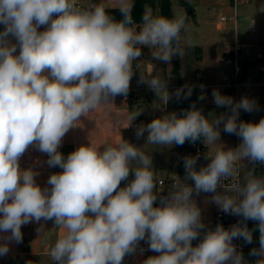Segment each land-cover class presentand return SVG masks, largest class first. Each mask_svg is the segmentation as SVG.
I'll use <instances>...</instances> for the list:
<instances>
[{"label":"clouds","instance_id":"9594fccd","mask_svg":"<svg viewBox=\"0 0 264 264\" xmlns=\"http://www.w3.org/2000/svg\"><path fill=\"white\" fill-rule=\"evenodd\" d=\"M116 6L120 21L109 15L104 3L92 0H0V24L5 26L0 31V233H10L6 239L19 243L22 225L53 221L62 229L50 250L58 264H122L146 234L150 249L160 254L143 264H244L232 241L252 243L246 223L228 230L217 225L192 245L205 227L193 192L214 193L211 199L223 212L258 222L260 247L250 254L258 257L255 264H264V176L250 170L238 178L245 158L264 164V118L258 123L238 120L241 109L257 110L254 100L234 102L214 90V103L228 107L230 115L209 120L193 104L182 115L172 112L138 127L137 138L147 131L148 145H183L203 138L210 148L220 144L221 124L226 133L242 138L236 149L225 150L220 144L214 153L209 151L211 162L199 170L198 156L185 157L186 179L194 181V188L175 180L159 207L153 206L157 184L151 157L122 137L103 150L90 140L66 159L58 151L82 116L113 104L118 95L127 96L141 46L166 63L186 54L181 46V34L188 29L186 14L167 18L154 15L146 5L143 23L137 26L133 0H116ZM41 26L46 30L38 31ZM155 71V65L146 62L140 82L166 104L167 81L153 75ZM182 91H176L178 99ZM191 92L188 87L185 98ZM139 114L128 113L127 126ZM30 145L48 155L50 167L63 169L49 177L50 187L41 188L35 180L38 173L19 166ZM130 172L134 179L119 187ZM8 251L7 243L0 244V256Z\"/></svg>","mask_w":264,"mask_h":264},{"label":"rangeland","instance_id":"374dc122","mask_svg":"<svg viewBox=\"0 0 264 264\" xmlns=\"http://www.w3.org/2000/svg\"><path fill=\"white\" fill-rule=\"evenodd\" d=\"M83 1L86 2V0ZM170 1L172 2L174 13H183L187 17L191 10L195 8V17L188 24L187 31L181 34V45L185 49L186 54L183 57L175 55L170 62L166 63L154 59L152 50L148 46H141L142 56L136 60V64H133L134 75L130 81V87H135V89H129L126 97L122 95L117 97L124 99L133 111H140L138 116L142 121L146 120L143 123L146 126L152 120L162 118L172 112L179 115L178 104L175 99L176 90L179 88H182L185 94L188 87L192 88L191 95L187 96L188 106L191 108L194 104L207 119L211 120L221 114L230 115L228 107H218L214 103L212 93L216 90L221 95L231 96L234 102H239L242 97L254 100L257 104V110L246 112L241 109L238 120L257 123L261 117H264V66L249 68L248 62L253 58L262 57L264 52V0H250L249 3H241V0H238L236 5L234 0H184L192 7L189 11L180 8L179 0ZM92 2L117 7L116 0H92ZM227 5H230V9L227 8ZM153 13L157 15L158 12L155 10ZM222 17L226 19L222 23L223 30L220 31V27L216 28L215 23L220 22ZM4 27L3 24H0V31H3ZM9 40L13 44L17 43L14 37H9ZM250 45H257L258 47ZM237 49L239 50L235 58L243 71L239 77L240 85L238 89L228 87L224 77L225 75L232 76V69L226 65H221V58L233 57L236 55ZM18 51L19 46H17ZM176 60H179V72L174 74L173 65ZM146 62H151L155 65L156 71L153 75L159 74L167 81V90L170 98L166 104L161 101L160 97L147 84L140 82L141 70ZM137 64H139V68ZM196 73L202 74L206 80L205 84L211 88L209 95L204 97V99L199 98L201 95L196 89L198 85L195 79ZM219 130L220 139L218 143L222 144L225 150L236 149L242 143V139L237 135L226 133L223 124L219 126ZM136 131L133 132V136L129 135L130 138H128L127 142L144 150L151 157L152 168L154 169L169 166H176L174 167L176 169L180 168L179 165H183L182 167L185 168L184 158L194 157L191 149L179 152L176 144L171 145V148L164 145H148L147 131L139 138L136 136ZM190 143V141H185L184 144L188 146ZM220 144L213 145L210 148L205 144L207 146L206 152L212 151L214 153L217 148L222 147ZM206 163H209V161L201 162L203 166ZM198 166L199 163L197 162L195 167ZM240 167L242 169V177L250 170L258 176H264V164H253L245 158L240 162ZM184 171L186 170L184 169ZM154 173L157 183L166 172L154 171ZM119 187H124L122 182ZM201 220L205 225L200 230L199 237L201 239H203L204 234L208 230H215L217 225H221L215 221L213 209H201ZM51 247L47 249L36 248L32 254L23 259L0 260V264H58V262L51 260ZM237 252L241 253V251ZM156 253L152 255L157 256L160 254ZM136 257H143V255L136 253L126 254L122 264H131V260ZM244 264L248 263L244 260Z\"/></svg>","mask_w":264,"mask_h":264},{"label":"crops","instance_id":"0c3cea01","mask_svg":"<svg viewBox=\"0 0 264 264\" xmlns=\"http://www.w3.org/2000/svg\"><path fill=\"white\" fill-rule=\"evenodd\" d=\"M82 1L83 0H78V2L80 3H85V1ZM106 7L108 9L116 8L111 6ZM227 8L230 9V5H227ZM194 9L193 11L195 12ZM157 15L159 14L157 13ZM222 23V21L215 23V27H220V31L223 30ZM250 46L258 47L257 45ZM16 54L18 55L19 51L16 52ZM130 89H135V87H130ZM112 102L113 104L101 106L100 108L93 110L88 114V116H82L80 118L79 125L71 128L66 133V135L62 139L61 146L58 148V151L63 155L65 159L70 153L78 149L80 146L88 145L90 143V140L95 145L101 146V150H103V145L107 143H114L118 141L120 137L127 141L128 138H130L129 135L133 136V132H135V130H137L138 127L143 125V123L146 121L141 120L142 122L135 124V120L139 117L137 116V118L131 122L130 126H127L128 121L126 119V116L128 113L133 112L132 108L126 103L124 99H121L117 96ZM117 119L119 120V122H117ZM206 147L207 146H205V148ZM48 159L49 157L46 153H42L38 150L37 147L30 145L20 158L19 166L21 169H32L33 171L38 173L35 177V180L41 188L50 187V185L47 184L49 177L52 174L61 173L63 169H61L59 166L50 167L47 164ZM174 167H159L158 169L152 168V170L165 171V175L168 173H180L184 175L186 174V171H184L185 168H183L182 166L179 165L180 168L176 169ZM51 222L52 221L41 220L39 222L32 221L26 225H22V240L19 243H17L15 240L6 239V237L10 236V233H0V244L7 243L9 248V251L6 255L0 256V260H12L14 258L23 259L32 254L36 248L47 249L54 245L57 238L59 237V234L62 231V229L59 227H55L54 233L48 246L45 247L42 244L44 236L51 226ZM153 253L155 254L156 252L142 253L143 257H136L134 260H131V264H143L144 260L151 256H155L152 255Z\"/></svg>","mask_w":264,"mask_h":264},{"label":"built area","instance_id":"2783aa9c","mask_svg":"<svg viewBox=\"0 0 264 264\" xmlns=\"http://www.w3.org/2000/svg\"><path fill=\"white\" fill-rule=\"evenodd\" d=\"M250 0H241V3H249ZM238 0H234L235 5L237 4ZM225 17L221 18V21L224 22L225 21ZM254 29V26H253ZM46 30V26H41L38 31H44ZM239 49L236 50V55H234L233 57L231 56H227V57H222L221 58V65H226L228 67H230L232 69V76H226L224 77V81L228 84V87L230 88H239L240 85V80L239 77L242 73V69L239 67L237 59L235 58V56H237V52ZM195 79L198 82V85L196 87V89H198L200 95H203L204 97H207L211 91L210 86L205 84V78L202 74L196 73L195 74ZM203 86V87H201ZM190 147L192 149L193 155L194 157L198 156L197 162L199 163V166L196 167L197 170H199L200 167H203V165L201 164L202 161H206L209 160V163L211 162V159L207 156V152H206V148L204 146V144L200 143V142H195V143H191ZM206 163L205 166H207ZM240 167V165H239ZM242 179V169L240 167V174L239 177ZM180 180L184 183H186L189 186H192L194 188V181H192L191 179H186V174H180V173H168L166 175H164L162 178H160L157 181V190L158 193L160 195V197L164 196V195H168L169 193L173 190L172 189V185L175 182V180ZM237 179V178H233V181ZM230 180H225L224 183L228 184L230 183ZM218 192H223L222 188H218L217 189ZM214 195V193H204V192H200L199 194H197L195 191L193 192V196L192 199L196 202L198 208L204 209V208H209V209H213L214 210V218L215 221L221 225L224 226V228H226V230L231 229V227L233 225H236L240 222V218L241 216H237V215H232V214H228L223 212L218 205H216L213 201H212V196ZM232 220V221H231ZM201 238L198 237L196 239H194L192 241V245L193 247L197 246L200 242H201ZM233 245L236 247L237 251H242V247L240 244L235 243L234 241H232ZM141 249H143V251H141ZM152 250L149 247V241L147 239V234L144 240H141L138 242V245L136 247V251L134 253L136 254H142V253H147V252H151Z\"/></svg>","mask_w":264,"mask_h":264},{"label":"trees","instance_id":"16d2710c","mask_svg":"<svg viewBox=\"0 0 264 264\" xmlns=\"http://www.w3.org/2000/svg\"><path fill=\"white\" fill-rule=\"evenodd\" d=\"M179 2H180V8H184V10H186V11H189L192 9V7L189 6L187 4V2H185L184 0H179ZM146 5L151 7L153 12H155V10H156L159 15H163L167 18H172L173 15L175 14L172 2L170 0H133L132 19H133L134 24L137 26H139L143 23L142 17L144 15ZM107 11H108L109 15H111L116 21H120L123 19V16H122V14L118 8L107 9ZM193 17H194V11L192 9V14H188L187 24H189L191 22ZM139 30H140L139 27H137V31H139ZM178 56L179 55H177V57ZM133 64H136V61H134ZM178 72H179V60H176L174 62V65H173V73L177 74ZM242 73H243V71H242ZM179 89H182V88H179ZM185 95L186 94L184 91H182L179 99L175 95V99H176V102L178 104L179 115H182L185 111L190 110L188 103H187V98H185ZM261 118H264V117H261ZM259 120L257 121V123L259 122ZM139 122H141L140 117H138L134 123L138 124ZM196 142H200V143L204 144L203 138L197 140ZM190 144L188 146L186 144L177 145V148L179 149V152L188 151L189 149H191ZM181 166H183V165H181ZM133 179H134V173L130 172L128 180L122 181V184L125 187ZM154 192L157 195V200L154 202L153 206L159 207V206H161V197L158 193L157 187H156V189H154ZM239 223H246L247 224V227L249 228V230L252 231L253 241H252V243H246L243 238H234L233 241L235 243H238L241 245V247H242L241 253L243 255L244 260L248 264H255L258 257L253 256L250 253L252 252V249H254V248L258 249L260 247L258 222L253 221V220L244 221L243 217L241 216Z\"/></svg>","mask_w":264,"mask_h":264},{"label":"water","instance_id":"95a60500","mask_svg":"<svg viewBox=\"0 0 264 264\" xmlns=\"http://www.w3.org/2000/svg\"><path fill=\"white\" fill-rule=\"evenodd\" d=\"M189 14H192V12H190ZM257 66H264V52H263V55H262V57H259V58H253V59H251L249 62H248V67L249 68H256ZM166 197H168V195L166 194V195H164V196H162L161 197V200H162V198H166ZM232 221V220H231ZM55 225H54V223H53V221L51 222V226H50V228L48 229V231L46 232V234H45V236H44V239H43V242H42V244H43V246H45V247H47L48 246V244H49V242H50V240H51V237H52V235H53V233H54V229H55ZM50 232H51V236H50V239H49V241H48V244H47V239H48V234L50 235ZM45 240V241H44ZM46 244H47V246H46Z\"/></svg>","mask_w":264,"mask_h":264}]
</instances>
